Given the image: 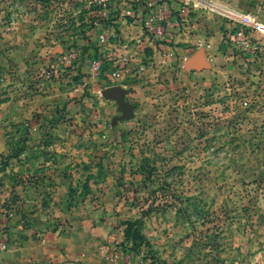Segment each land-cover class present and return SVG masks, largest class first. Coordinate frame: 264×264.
Masks as SVG:
<instances>
[{
	"label": "rangeland",
	"instance_id": "1",
	"mask_svg": "<svg viewBox=\"0 0 264 264\" xmlns=\"http://www.w3.org/2000/svg\"><path fill=\"white\" fill-rule=\"evenodd\" d=\"M165 1L0 0V249L75 226L131 264H264V32Z\"/></svg>",
	"mask_w": 264,
	"mask_h": 264
},
{
	"label": "crops",
	"instance_id": "2",
	"mask_svg": "<svg viewBox=\"0 0 264 264\" xmlns=\"http://www.w3.org/2000/svg\"><path fill=\"white\" fill-rule=\"evenodd\" d=\"M167 0L164 3H167ZM182 3L206 4L213 2L232 10L250 12L264 19V0H176ZM220 41V36L217 35ZM211 42V41H210ZM208 48L215 45L208 43ZM154 48V47H153ZM205 50V49H204ZM205 54V52H204ZM52 241L35 239L31 236L10 237L2 242L0 264H125L109 261L111 254H102L103 249L88 248L97 238L93 233L79 234L75 226L67 235L54 236ZM100 249L102 251H100Z\"/></svg>",
	"mask_w": 264,
	"mask_h": 264
},
{
	"label": "built area",
	"instance_id": "3",
	"mask_svg": "<svg viewBox=\"0 0 264 264\" xmlns=\"http://www.w3.org/2000/svg\"><path fill=\"white\" fill-rule=\"evenodd\" d=\"M225 12L227 14H229L231 16L232 19H234L238 24H240L242 27H244L245 30L250 29V30H254L256 32H264V22L262 20H260L257 16L251 14V13H247V12H241V11H237V10H225ZM155 31L156 32H161L160 30V26L157 25L155 27ZM243 31L242 29H240L237 33V42L240 43V41H243ZM101 41H103L104 39V35H100L99 36ZM242 39V40H240ZM244 45H246V42H242ZM91 68L93 70H97L99 68V63L98 62H92L91 64ZM121 74V71L116 70L115 71V76H119ZM109 261L111 262H121V263H125V264H131L132 263V256L128 251L122 252V251H114L113 253H111V255L109 256Z\"/></svg>",
	"mask_w": 264,
	"mask_h": 264
},
{
	"label": "trees",
	"instance_id": "4",
	"mask_svg": "<svg viewBox=\"0 0 264 264\" xmlns=\"http://www.w3.org/2000/svg\"><path fill=\"white\" fill-rule=\"evenodd\" d=\"M128 21V20H127ZM116 35V34H115ZM96 42H92L90 45V48L84 49V52H87V56L92 57L93 59L97 60L100 66V72H103L105 74V70H108L110 63L105 59L106 56L104 54V50L101 48L100 43L98 42V38H95ZM113 38L111 37H106L104 35V39L102 42L104 43H110L113 42ZM110 45V44H109ZM84 54V53H83ZM85 55V54H84ZM136 222H127L125 223L124 227V240L131 242L132 244H138L141 241V236L140 233L137 229ZM132 231V236L129 235V232ZM130 249V248H129Z\"/></svg>",
	"mask_w": 264,
	"mask_h": 264
},
{
	"label": "water",
	"instance_id": "5",
	"mask_svg": "<svg viewBox=\"0 0 264 264\" xmlns=\"http://www.w3.org/2000/svg\"><path fill=\"white\" fill-rule=\"evenodd\" d=\"M185 69L202 70L210 66L204 51L202 49L195 50L191 56H189L185 62ZM103 94L107 98H113L116 100L119 108L127 110L129 108L128 103L124 99L125 90L119 85L110 86L103 91Z\"/></svg>",
	"mask_w": 264,
	"mask_h": 264
}]
</instances>
